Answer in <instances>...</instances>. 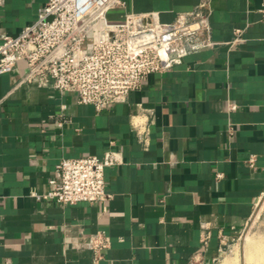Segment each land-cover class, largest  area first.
<instances>
[{
  "label": "crops",
  "instance_id": "obj_1",
  "mask_svg": "<svg viewBox=\"0 0 264 264\" xmlns=\"http://www.w3.org/2000/svg\"><path fill=\"white\" fill-rule=\"evenodd\" d=\"M47 1L2 0L0 33L18 35ZM125 1L110 22L144 12L174 22L207 1L216 45L101 111L73 92L21 83L23 69L0 76V264H187L198 253L223 264L216 258L264 193L262 0ZM236 28L245 41L231 46ZM148 115L145 148L133 123ZM110 148L121 162L105 169L108 199L64 205L32 194L49 189L62 158ZM97 232L111 245L95 263L88 241Z\"/></svg>",
  "mask_w": 264,
  "mask_h": 264
},
{
  "label": "built area",
  "instance_id": "obj_2",
  "mask_svg": "<svg viewBox=\"0 0 264 264\" xmlns=\"http://www.w3.org/2000/svg\"><path fill=\"white\" fill-rule=\"evenodd\" d=\"M125 6V0H48L18 35L0 33V76L23 69L21 83H34L59 94L73 92L79 104H92L101 111L124 102L148 75L167 72L187 55L216 45L210 37V12L203 10L207 1L179 14L174 22H162L158 12L128 13L118 23L108 20L110 10ZM259 12L264 23V0ZM244 32L245 28H236L228 43L245 41ZM229 107L234 110L237 105L230 103ZM65 121L62 117L57 126L61 128ZM151 121L148 115L133 123L145 148L150 145ZM255 160V155L249 158L250 166ZM120 162V152L113 148L103 157L62 158L49 189L32 194L64 205L106 200L110 194L105 169ZM209 237L202 239L204 247ZM110 245V237L103 232L90 237L88 246L95 263L104 258ZM187 264H205L204 257L195 254Z\"/></svg>",
  "mask_w": 264,
  "mask_h": 264
},
{
  "label": "rangeland",
  "instance_id": "obj_3",
  "mask_svg": "<svg viewBox=\"0 0 264 264\" xmlns=\"http://www.w3.org/2000/svg\"><path fill=\"white\" fill-rule=\"evenodd\" d=\"M264 242V193L257 201L254 213L242 225L238 235L224 249L218 262L226 260L237 264H254L259 263L254 260L253 263L248 261V252L251 246ZM236 260L233 261V259ZM264 264V263H260Z\"/></svg>",
  "mask_w": 264,
  "mask_h": 264
},
{
  "label": "bare ground",
  "instance_id": "obj_4",
  "mask_svg": "<svg viewBox=\"0 0 264 264\" xmlns=\"http://www.w3.org/2000/svg\"><path fill=\"white\" fill-rule=\"evenodd\" d=\"M247 255H248V261H250L251 263H253L254 260L259 262L257 264L264 263V242L259 243V244L257 243L256 245L253 244V246H251V248L249 249V252ZM234 260H236V257L235 259H233V261ZM223 264H237V262L235 263L234 261V263H232L229 261H224Z\"/></svg>",
  "mask_w": 264,
  "mask_h": 264
}]
</instances>
